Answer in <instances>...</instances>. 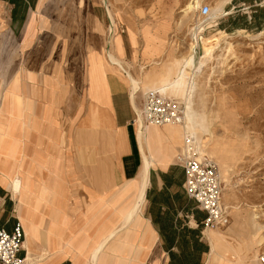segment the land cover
I'll return each instance as SVG.
<instances>
[{
	"label": "crops",
	"instance_id": "0c3cea01",
	"mask_svg": "<svg viewBox=\"0 0 264 264\" xmlns=\"http://www.w3.org/2000/svg\"><path fill=\"white\" fill-rule=\"evenodd\" d=\"M102 18L89 0H0V229L21 224L26 264H171L199 228L177 162L190 130L140 134L122 64L125 44L145 62L161 56L167 29L153 26L145 49L141 29L105 39L88 25ZM59 34L84 37L64 46ZM216 235L212 264H241L219 255ZM193 240L206 264L209 238Z\"/></svg>",
	"mask_w": 264,
	"mask_h": 264
},
{
	"label": "rangeland",
	"instance_id": "374dc122",
	"mask_svg": "<svg viewBox=\"0 0 264 264\" xmlns=\"http://www.w3.org/2000/svg\"><path fill=\"white\" fill-rule=\"evenodd\" d=\"M196 2L198 9L191 10L190 5ZM106 6L115 21L113 26ZM203 6L211 10L207 18L200 15ZM89 11L103 15L100 23L90 19L88 25L102 28L105 39L109 38L110 26L111 33L115 26L124 30V39L129 28L141 29L145 49L155 41L149 35L153 26L167 29L166 43L159 41L165 44L163 52L155 47V54L162 53L161 56L150 62L142 59L141 48L132 52L125 44L122 64L126 78L130 87L132 81L140 84L141 98L165 85L171 93L166 98L178 101L185 112L189 105L195 109L199 131L196 137L188 134L193 138L198 157L211 159L218 167L221 204L229 220L224 227L203 226L201 235L206 240L209 232L215 253L216 233L224 236L218 244L220 256L230 255L241 264H262L264 0H89ZM63 15L62 21L59 16L58 20L67 25L68 15ZM253 16L259 19L255 21ZM130 32L134 42L131 29ZM82 37L59 34L58 42L65 46L80 42ZM214 38L217 42L213 55L202 63V39ZM191 44L195 48L191 49ZM200 216L202 219L203 215Z\"/></svg>",
	"mask_w": 264,
	"mask_h": 264
},
{
	"label": "built area",
	"instance_id": "2783aa9c",
	"mask_svg": "<svg viewBox=\"0 0 264 264\" xmlns=\"http://www.w3.org/2000/svg\"><path fill=\"white\" fill-rule=\"evenodd\" d=\"M208 6L200 8L203 18L210 16ZM199 30H196V35ZM146 126H181L185 121V109L178 101L166 98L159 92H150L145 97L141 111ZM185 174V191L198 210L205 214L204 228L224 227L228 216L221 204V179L216 163L208 158H199L193 138H185L184 149L177 158ZM25 234L17 223L11 232L0 229V264H26L21 257ZM264 264V258L261 259Z\"/></svg>",
	"mask_w": 264,
	"mask_h": 264
},
{
	"label": "bare ground",
	"instance_id": "6f19581e",
	"mask_svg": "<svg viewBox=\"0 0 264 264\" xmlns=\"http://www.w3.org/2000/svg\"><path fill=\"white\" fill-rule=\"evenodd\" d=\"M198 7H199V3L198 2H196L195 4L190 5V9L191 10L198 9ZM109 8H108V6H106L107 14H109L110 18H111L112 15H111V12H110ZM111 19H112V22H110V23H113L111 25V26H113L115 21H114L113 18H111ZM110 33H111V30H110ZM111 35H112V33H111ZM215 42H217V38H214V39H202V46H203V52H204V55L202 57V63L206 62L208 59H210L212 57L213 52H214V48H215V44H214ZM193 48H195V44H191V49H193ZM109 57H110V60L113 63H117V65H119V63L114 59V57L112 55H109ZM167 87L168 86L163 85L162 88L159 91L162 92V94L165 95V96H171V93H169L167 91ZM140 91H141L140 84H138L136 81H132L131 82V87H130L131 98H132L131 102L133 104V108H134L135 112L137 113V115H136L137 117H136L135 123L137 124V127H138V129L140 131V134H141L143 132V128H144L145 125H144L142 114L140 113V110L138 109L137 103H136V97H137V95H138V93ZM186 113H187V117H186ZM186 120H187V123H186L187 128L192 132L191 134L193 135V137H196L197 130H198L197 125H196L197 121H198L197 120V113L195 112V109L191 105L186 107L185 121H184V124L181 125V126L185 125ZM147 173H146V175H147ZM146 183H147V181H146ZM141 199H143V198H141ZM141 199H140V201H142ZM140 204H141V202H140ZM206 235H207V237L209 238V240L211 242L210 260L206 264H212L214 262V258H215L214 244L212 243V237L209 234V232H206Z\"/></svg>",
	"mask_w": 264,
	"mask_h": 264
},
{
	"label": "trees",
	"instance_id": "16d2710c",
	"mask_svg": "<svg viewBox=\"0 0 264 264\" xmlns=\"http://www.w3.org/2000/svg\"><path fill=\"white\" fill-rule=\"evenodd\" d=\"M253 19L256 21L258 20V16H253ZM264 21V19H263ZM239 29V27L237 28ZM231 31H229L230 33ZM196 214L203 215L202 219L198 221V230L192 231L188 230L186 235H189L191 239V243L189 240H184L181 248L183 249V256L179 259L176 256L171 254V264L174 261H177V264H202V257L204 254L208 253V247L204 243H199L197 240L194 241L193 238L200 235V231L203 229V222L205 220V214L200 212L197 207L195 210ZM203 213V214H202ZM201 218V216H200Z\"/></svg>",
	"mask_w": 264,
	"mask_h": 264
}]
</instances>
